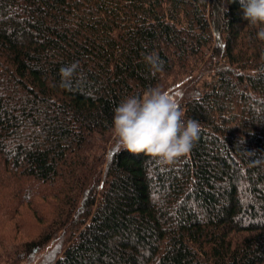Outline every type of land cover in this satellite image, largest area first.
Listing matches in <instances>:
<instances>
[{
	"label": "trees",
	"instance_id": "1",
	"mask_svg": "<svg viewBox=\"0 0 264 264\" xmlns=\"http://www.w3.org/2000/svg\"><path fill=\"white\" fill-rule=\"evenodd\" d=\"M242 17L239 0H0V264H264V26ZM157 86L201 127L171 164L112 134Z\"/></svg>",
	"mask_w": 264,
	"mask_h": 264
},
{
	"label": "clouds",
	"instance_id": "2",
	"mask_svg": "<svg viewBox=\"0 0 264 264\" xmlns=\"http://www.w3.org/2000/svg\"><path fill=\"white\" fill-rule=\"evenodd\" d=\"M239 5L245 21L264 26V0H239ZM257 37L264 40V27H260ZM143 60L151 75L163 71L164 61L157 53H148ZM76 67L72 64L59 70L61 86ZM113 113L112 134L117 147L133 155L156 158L164 164L188 154L201 132L200 123L191 118L185 120L177 99L159 86L126 97Z\"/></svg>",
	"mask_w": 264,
	"mask_h": 264
},
{
	"label": "rangeland",
	"instance_id": "3",
	"mask_svg": "<svg viewBox=\"0 0 264 264\" xmlns=\"http://www.w3.org/2000/svg\"><path fill=\"white\" fill-rule=\"evenodd\" d=\"M32 222L30 220V218H26L23 219V225L25 226V232H23L26 236H33L36 233V225L33 227V225H31ZM7 231V230H5Z\"/></svg>",
	"mask_w": 264,
	"mask_h": 264
}]
</instances>
